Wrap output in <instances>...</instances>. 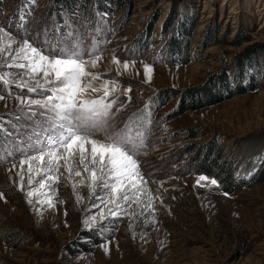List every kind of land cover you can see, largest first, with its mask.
<instances>
[{
  "label": "rangeland",
  "instance_id": "1",
  "mask_svg": "<svg viewBox=\"0 0 264 264\" xmlns=\"http://www.w3.org/2000/svg\"><path fill=\"white\" fill-rule=\"evenodd\" d=\"M71 2L64 11L54 0H0V28L8 33L0 32V74L19 80L24 70L14 65L24 61L12 57L23 39L45 48L82 40L100 55L91 70L101 82H117L118 121L139 118L136 130L144 132L137 159L153 207L124 205L127 215L100 220L104 205L95 197L105 192L90 194L63 168L49 193L55 207L35 203L36 196L30 204L27 166L24 190L18 187L16 148L25 146L31 122L16 120L17 97L40 96L0 82V264H264V180L225 195L210 183L215 174L187 167L211 140L233 179L247 182L264 167V0H102L99 31L87 20L94 0ZM173 39L180 47L168 46ZM163 93L166 102L153 111ZM17 123L25 127L17 130ZM187 132L196 137L185 139ZM250 156L255 163L247 164ZM199 176L208 178L203 186ZM140 198L148 203V195ZM93 216L90 227L85 221Z\"/></svg>",
  "mask_w": 264,
  "mask_h": 264
},
{
  "label": "snow or ice",
  "instance_id": "2",
  "mask_svg": "<svg viewBox=\"0 0 264 264\" xmlns=\"http://www.w3.org/2000/svg\"><path fill=\"white\" fill-rule=\"evenodd\" d=\"M0 32L8 35L3 28ZM9 40L11 46L14 38L9 37ZM15 51L17 55L12 59L24 62L14 66L24 71L16 74L19 80L8 79L9 73L0 74V82L4 85L15 83L27 93L40 96L39 99L17 97L21 115L16 120L31 122V132L23 141L25 146L16 148L22 157L18 160L19 171L16 173L21 182L18 187L22 191L23 173L27 166L28 190L25 196L28 202L33 203L32 198L36 196L35 203L54 208V197L49 193L60 182L63 176L60 169L63 168L68 174L67 179L79 177L77 183L86 186L90 194H95L97 189L105 192V196L95 197L104 205L103 208L92 204V207L100 208V220H104L106 215L113 218L127 215L124 205L130 208L133 203L151 209L152 196L147 192V181L137 159V149L143 146L144 132L136 130L139 118L118 121L116 113L121 108L114 107L118 104L115 95L117 82H101L100 75L91 70L97 67L101 56L85 49L82 40L45 48L23 39L21 47ZM113 62L121 63L115 56ZM123 68H129L127 61L123 62ZM144 71L149 76L152 69L144 65ZM0 99L4 96L0 95ZM13 127L19 130L25 125L17 123ZM12 155L9 152V156ZM12 168H17V164L13 163ZM36 177L40 179L36 180ZM207 179L199 176L196 183L200 185ZM77 183L73 184L74 189ZM210 183L216 185L217 181L212 179ZM45 189L47 192L42 191ZM141 195H148L146 205L142 204ZM3 198L0 194V199ZM37 211L41 212L42 208H37ZM95 222L96 217L93 216L85 224L91 227ZM101 246L105 252L108 251L106 245Z\"/></svg>",
  "mask_w": 264,
  "mask_h": 264
},
{
  "label": "trees",
  "instance_id": "3",
  "mask_svg": "<svg viewBox=\"0 0 264 264\" xmlns=\"http://www.w3.org/2000/svg\"><path fill=\"white\" fill-rule=\"evenodd\" d=\"M60 5V9L66 11V8L69 5H72L71 0H54ZM82 1V0H81ZM102 0H94L93 5V15L89 16L87 18L88 21L92 23H96L95 27H98L97 30L99 31L101 27V21L100 17L98 16L99 13L107 11L104 6H101ZM81 9L83 10V7L81 6ZM87 11V10H85ZM88 13V12H87ZM68 22V21H65ZM189 29H192L194 27L193 22L189 23ZM99 35L100 32H99ZM189 36V35H188ZM105 37L102 36V39ZM170 39V37H169ZM181 43L179 40L173 39L169 42V47H180ZM249 48V47H248ZM245 54H242V57ZM234 56V55H233ZM232 56V57H233ZM234 59V58H233ZM235 62V63H234ZM223 64V63H222ZM233 65L236 69H239L241 63L239 60H237V57H235V61H233ZM166 102V94L160 95L158 101L153 106L152 110L155 111L157 108L161 107ZM163 121L160 119L156 126L160 125ZM196 137V134H191L190 132H187L185 139H193ZM193 146V145H190ZM220 145L218 143L213 142V140L209 141L208 143H203L198 146L197 155L195 154L193 158H191L187 164L189 172H193L195 174H204V175H210L215 174V178L218 185V192L220 193H230L234 191L235 189L239 187H250L255 185L256 183L264 180V167L260 170L253 171L249 176H247V182H243L242 179H233L232 175V168L229 166L228 163H222L219 162L220 157ZM195 149V148H194ZM193 150V147L190 149H187L188 153ZM194 161V162H193ZM193 162V163H192ZM87 237H93V235L87 234ZM93 244H97V240H92Z\"/></svg>",
  "mask_w": 264,
  "mask_h": 264
},
{
  "label": "bare ground",
  "instance_id": "4",
  "mask_svg": "<svg viewBox=\"0 0 264 264\" xmlns=\"http://www.w3.org/2000/svg\"><path fill=\"white\" fill-rule=\"evenodd\" d=\"M255 152H256V151H255ZM249 163H251V164L255 163V157H251V156H250V158L248 159L247 164H249Z\"/></svg>",
  "mask_w": 264,
  "mask_h": 264
}]
</instances>
